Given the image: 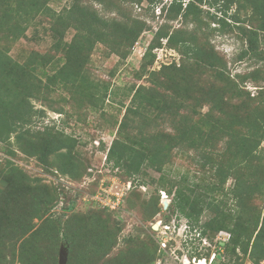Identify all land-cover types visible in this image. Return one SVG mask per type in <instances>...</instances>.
<instances>
[{"label": "rangeland", "instance_id": "rangeland-1", "mask_svg": "<svg viewBox=\"0 0 264 264\" xmlns=\"http://www.w3.org/2000/svg\"><path fill=\"white\" fill-rule=\"evenodd\" d=\"M165 1L157 0L156 6ZM167 1L159 12L147 0H49L47 12L24 24L27 32L22 39L9 42L0 34L2 52L21 64L36 56L45 57L50 63L44 70L52 75L64 63L63 52L54 47L60 37L56 31H62L65 42L80 33L58 21V16H67L74 5L89 9L104 22L142 31L130 45L125 36L129 33H125L126 42L119 51L113 48L116 32L109 30L106 44L97 43L86 62L80 60L72 66L81 73L78 87L54 86L50 94L43 93V98L32 100L35 109L43 114L33 119V135H27L24 141L27 148H44L41 140L45 135L39 133L61 132L76 140L70 155L61 156L66 152L62 150L42 162L38 156L23 153L14 137L0 142V264H60L62 248L67 250L66 264H264L234 250L229 243L230 232H216L218 227L232 229L237 224L224 215L231 213L230 208L235 209L236 200L226 195L234 185L232 179L225 190L216 191L221 215L209 226V237L200 236L199 227L220 212L210 213L205 208L212 189L220 185L209 167H201L200 152L174 149L171 155L166 152L168 159L162 173L144 167L132 177L108 161L126 107L139 87L159 97L158 105L173 108L179 116L161 118L154 111L148 112L132 118L128 131L135 138L140 133L157 136L169 147L175 135L174 125L189 113L194 102L219 99L218 104L227 114L242 116L264 98V32L260 30L264 25V0H203L202 4L196 3L203 12L188 19L169 12L175 0ZM223 1L230 5L229 15L239 22L235 28H222L210 17L217 13L212 4L222 6ZM15 2L0 0V17L10 13L15 22ZM9 24L0 22L3 28ZM239 26L255 31L252 37L257 38L262 55H248L241 60L248 41ZM159 35H175L177 47L167 39L159 41ZM185 41L197 46L201 56L183 54L180 47ZM205 60H211L214 67ZM221 69L227 78L219 73ZM166 73L175 83L165 82ZM42 79L45 82L47 78ZM230 79L251 93L250 98L234 96ZM197 110L198 115L190 121L207 129L212 121L206 114L208 107ZM261 148L264 150V142ZM221 157L223 154L218 159ZM69 162L68 167L63 166ZM73 163L77 168L71 173ZM62 166L67 174L60 171ZM175 181L181 183L191 201L194 197L200 199L202 207H196L202 210L198 226L189 225L169 207L172 196L162 200L159 191L168 193L170 183ZM251 203L264 209L261 200L253 198ZM43 204L49 205L46 213L45 208L41 209ZM114 206L116 209H112ZM193 210L188 207L190 213L197 214ZM217 250L223 256L211 261ZM210 254L206 261L204 257Z\"/></svg>", "mask_w": 264, "mask_h": 264}, {"label": "trees", "instance_id": "trees-1", "mask_svg": "<svg viewBox=\"0 0 264 264\" xmlns=\"http://www.w3.org/2000/svg\"><path fill=\"white\" fill-rule=\"evenodd\" d=\"M48 1L16 0L13 9L16 14L15 22L12 23L10 13L1 16L0 22L10 23V27L3 28L0 25V34L5 35L9 42H17L22 39L27 32L24 24L31 23L35 16L47 12L49 10ZM142 1L140 0V2ZM147 1L150 4H157V0ZM196 3L202 4L203 0H190L186 7L183 5V0H175L168 10L169 12L175 11L176 17L182 16L188 19L194 13L201 14L203 12L200 7L196 6ZM212 7L217 10V13L210 17L218 22L222 28H235L239 24L233 14L229 15V3L223 1L222 6L213 3ZM58 21L63 26L75 27L80 33L74 36L70 42H65L62 31H56V34H59L60 37H57L54 47L59 53L63 52L61 57L64 63L52 75L47 74L44 70L45 66L50 63V61H46L45 57L39 58L36 56L31 61L21 64L11 58L7 52L0 50V142L11 141L14 137L23 153L34 157L38 156L42 162H45L51 153H60L62 150H66V152L61 153V156L67 157L76 147V140L61 132L55 135L39 133L40 136L45 135L41 140L44 148L37 150L34 145H30L31 149L27 148L24 141L27 135H33L30 129L33 119L35 116L43 114V111L35 109L32 100L50 94L56 89L54 86L78 87L81 73L74 71L72 66L80 60H83L81 63L86 62L97 43L106 44L110 36L108 35L109 30H113V33L116 32L118 36L119 32L122 35L121 37L115 35L116 43L113 48L118 47L117 50L126 42L124 41L125 33H129L125 36L130 45L139 39V33L142 32L137 27H135L136 29L126 28L119 23L104 22L93 12H90L89 9L75 5L68 10L67 16L59 15ZM237 28L244 32V36L248 41L246 50L241 52V60L248 55H262L257 48V38L253 39L252 37L256 34L255 31L252 29L246 30L240 26ZM260 30L264 32V25ZM1 38L3 37L0 36ZM163 38L167 39L171 46H176V42H178L175 35H159L158 39L160 41ZM181 46L180 49L183 54L186 53L190 57L194 55L201 56V50L197 46L187 44L186 41ZM151 49L153 50L154 47L151 46ZM261 58L264 60V55ZM204 63L214 67L211 60H205ZM219 73L221 75L225 74L224 77L227 78L224 69H221ZM44 76L47 78L45 82L42 79ZM171 76L170 73H166L168 80L165 82L174 81ZM230 85L234 86V93H236L234 96L245 97L246 100V96L250 98L251 93L231 79ZM183 97H181V100H185ZM253 98L251 100L254 101ZM263 99L256 103V106H253L252 109L245 110L242 116L227 114L218 104L219 99L208 98L201 104L194 102L195 106L189 108V113L183 116L178 124L174 125L175 135L170 139L169 147V145L164 146L157 136L148 137L146 134L140 133V136L135 138L129 133L130 122L132 118L138 115L154 111L161 118H176L179 116L173 108L158 105L159 97H156L144 87H139L134 91L130 98V104L126 107L124 120L119 126V137L114 140L110 147L108 161L113 163L114 168L123 170L127 176L132 177L140 174L144 167L162 173L168 159L167 153L170 151L171 155L174 149H191L200 152L201 167H209L217 175L218 185H220L219 189H212V197L205 205L210 213H217L221 209L215 197L216 191L225 190L228 181L231 179L234 181L232 189H228L226 195L233 196L236 200L235 209L230 208L231 213H224V215L229 216L230 220L233 218L237 224L232 229L218 227L216 232H230L232 238L230 237L229 240L231 241L229 243L233 245L234 250H239L240 253L256 259L259 263L263 262L264 209L251 203L252 199L256 198L264 204V150L261 148L264 142ZM204 106L208 107L206 114L210 117L209 122L212 119L207 129H203L199 124L190 121L194 115H198V107ZM221 143L223 144L218 149L217 145ZM220 154H223V157L218 159ZM224 157L227 159L223 160ZM69 164L70 162L65 163L63 166L68 167ZM71 165L72 167L69 170L73 173L77 167L74 163ZM63 166L60 167V171L67 174L68 172L63 169ZM128 183L133 184V181L129 180ZM142 186L145 187V185ZM159 192H165L167 195L172 196L169 207H173L174 211L184 217L189 225L194 227L199 225L202 210H198L196 207H202V203L197 197H194L191 201L181 183L171 182L168 193L163 189ZM249 205H251V208ZM46 206L49 207L48 204H43L41 209ZM188 207H192L197 214L190 213ZM48 209L45 208L44 213L50 210ZM220 215L221 210L216 217L199 227L200 236L209 237V226H213ZM212 256H214L212 260L214 261L223 255L222 252L220 253L217 250L213 252ZM210 257L211 254L204 257V259L208 261Z\"/></svg>", "mask_w": 264, "mask_h": 264}, {"label": "built area", "instance_id": "built-area-1", "mask_svg": "<svg viewBox=\"0 0 264 264\" xmlns=\"http://www.w3.org/2000/svg\"><path fill=\"white\" fill-rule=\"evenodd\" d=\"M185 1H186V0H184V2H183L184 6L187 5V4L185 3ZM167 2H168V1L166 0L164 3H162V4H160V5H157V6L155 5V6H156V10H158L159 12H161L162 7H163L165 4H167ZM171 4H172V3H171ZM130 184H131V183H130ZM130 184H129V186H131ZM104 192H105V191H103V194H104ZM161 195H162V200L167 199V194H166L165 192H161ZM103 204H104V203H103ZM104 206H107V208H108L109 205H105V204H104ZM109 207H111V206H109ZM116 207H117V206H114V207H112V209H116ZM105 208H106V207H105ZM221 233L224 234V232H221ZM222 241H223V242H228L227 239H223ZM162 245H163V247H165L166 244L163 243ZM213 258H214V256H212L211 261L213 260Z\"/></svg>", "mask_w": 264, "mask_h": 264}, {"label": "water", "instance_id": "water-1", "mask_svg": "<svg viewBox=\"0 0 264 264\" xmlns=\"http://www.w3.org/2000/svg\"><path fill=\"white\" fill-rule=\"evenodd\" d=\"M167 207L168 204L164 203ZM156 229V227H155ZM67 261V250L65 248H62L61 254H60V264H66Z\"/></svg>", "mask_w": 264, "mask_h": 264}, {"label": "bare ground", "instance_id": "bare-ground-1", "mask_svg": "<svg viewBox=\"0 0 264 264\" xmlns=\"http://www.w3.org/2000/svg\"><path fill=\"white\" fill-rule=\"evenodd\" d=\"M166 204H167V202H166ZM157 227H158V226H157ZM157 227H156V228H157Z\"/></svg>", "mask_w": 264, "mask_h": 264}, {"label": "clouds", "instance_id": "clouds-1", "mask_svg": "<svg viewBox=\"0 0 264 264\" xmlns=\"http://www.w3.org/2000/svg\"><path fill=\"white\" fill-rule=\"evenodd\" d=\"M184 5V4H183ZM184 7H186V6H184Z\"/></svg>", "mask_w": 264, "mask_h": 264}]
</instances>
